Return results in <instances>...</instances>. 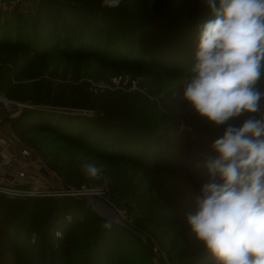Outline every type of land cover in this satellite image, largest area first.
<instances>
[{"label": "trees", "instance_id": "obj_1", "mask_svg": "<svg viewBox=\"0 0 264 264\" xmlns=\"http://www.w3.org/2000/svg\"><path fill=\"white\" fill-rule=\"evenodd\" d=\"M208 12L205 0H121L115 9L102 7V0H40L30 24L43 43L55 45L57 35L74 42L48 55L38 42L24 40L21 21L13 30L0 17V87L20 83L8 92L25 94L24 81L38 89L46 78L58 103L92 113L25 117L16 122L17 135L47 132L78 151L64 168L65 187L94 182L110 204L133 200L173 264H215L188 229L186 215L208 179L203 164L219 133L188 106L187 115H180L177 99L163 88L178 43L196 40ZM112 78L122 84L115 86ZM134 81L138 89L131 88ZM100 82L110 86H92ZM258 85L264 88V69ZM169 116L187 122L179 163L162 136L180 140L185 131L179 122L164 126ZM85 163L102 167L103 178L87 179ZM106 222L88 209L85 198L0 192V264H128L136 254L131 264L153 263L146 242L119 224L102 227ZM116 230L131 234L136 245L119 252L109 237Z\"/></svg>", "mask_w": 264, "mask_h": 264}, {"label": "clouds", "instance_id": "obj_2", "mask_svg": "<svg viewBox=\"0 0 264 264\" xmlns=\"http://www.w3.org/2000/svg\"><path fill=\"white\" fill-rule=\"evenodd\" d=\"M205 3L182 99L219 134L186 223L215 264H264V0ZM120 4L102 0L108 9ZM82 170L89 180L103 178L94 163Z\"/></svg>", "mask_w": 264, "mask_h": 264}, {"label": "rangeland", "instance_id": "obj_3", "mask_svg": "<svg viewBox=\"0 0 264 264\" xmlns=\"http://www.w3.org/2000/svg\"><path fill=\"white\" fill-rule=\"evenodd\" d=\"M40 4V0H27L21 3L15 4L11 9H7L5 12L0 13V17L5 15L10 23H12V29H16L17 23L22 22V26L19 27L25 35L26 40H34L38 42L45 49V54L55 53L61 47L68 46L72 48L74 42H65L61 39L59 35L55 36L56 39L55 45L44 44L42 39L36 33L34 27L30 24L33 19L36 10ZM12 30V32H13ZM185 42L178 43V50L176 51V56L174 61H172L171 68L168 70L167 75L163 80L164 93L170 94L173 98H176L178 101V110L181 114L187 115V104L182 99V89L185 76L187 75V69L191 66L194 58L196 40L192 38L184 39ZM183 40V41H184ZM43 51V50H42ZM56 63V60L52 61ZM141 81V80H139ZM111 83L115 86H120V78H112ZM126 83V80L123 84ZM20 83H15L12 81H7L2 84L0 91L5 93L6 97L12 101L10 107L5 111H1L0 116L2 117V130L0 131V144L3 148L0 149L1 155H9L15 151H18L20 148L26 147L31 151L33 160H36V165L33 169L27 171V177L23 180H18V189L35 191L38 195L33 196H51V197H63L71 196L76 198H85L88 203V194L84 192L75 191L77 188L70 186L65 187L64 185V168L76 160L79 152L71 148L66 147L63 141L57 140L52 134L47 132L37 134L32 132L25 136H18L16 133L17 121L23 118L30 116H40L42 113L50 112L55 113H66L76 116L91 117L92 113L87 111H80L68 108L65 105H62L54 99V89L50 88L46 78L43 79L41 87L36 89L34 84L30 81H24L23 85L25 89V94H20V92L10 95L9 90L13 88L14 85ZM93 87H109V84L106 83H93ZM132 89H138L139 85L137 81H134L132 84ZM56 115V114H55ZM179 122V130L185 131L180 140L173 139L168 136V134L163 135L162 137L167 140L168 144V154L176 163H179L183 151H186L184 148L185 141H187V122H181L176 117H164L163 123L164 126H173ZM5 147V148H4ZM5 149V152L3 151ZM194 155V154H192ZM186 163L189 164L192 161V157L186 156ZM2 184L9 186L13 185V180L9 177L1 179ZM90 190H100L102 189L101 185L94 184V182L84 183ZM2 193L4 190H0ZM112 206L117 210L118 214L129 223L131 226L143 231L146 234V240H143L138 236L132 229L128 228L132 233L140 237L147 244V250L150 254L152 264H162V255H165L168 259V255L163 245L159 242V237L157 234H154L152 230L148 229L149 225L146 222H143L141 219L144 217L143 209L138 207V205L133 203V200L130 198L127 200H122L118 202H112ZM144 219V218H143ZM111 240L113 243H118L120 245L119 252L124 253L126 249L124 245H130V247L136 245L135 243H130L131 234L121 230L114 231L110 234ZM158 248V253L154 252L153 247ZM143 249L140 246H137L135 252L141 253ZM137 254L133 255L131 258L127 259V263L131 264L137 260ZM153 259V260H152ZM170 260V259H169ZM146 261H149L148 259ZM173 264V262L170 260Z\"/></svg>", "mask_w": 264, "mask_h": 264}, {"label": "built area", "instance_id": "obj_4", "mask_svg": "<svg viewBox=\"0 0 264 264\" xmlns=\"http://www.w3.org/2000/svg\"><path fill=\"white\" fill-rule=\"evenodd\" d=\"M27 0H0V11H6L7 9H11L15 6V4L21 3ZM12 101L6 97L4 93L0 91V109L1 111H5L10 107ZM2 130V117L0 116V131ZM36 160H33L31 151L29 148L23 147L16 151L14 154L10 156H1L0 155V190H4L3 193L9 195H38L35 191L29 190H21L18 189V180H23L27 177V171L29 169H33L36 165ZM5 177H9L13 180V185L9 186L6 184H2L1 179ZM77 188L75 191L77 192H84L88 194V196L96 193L102 195V189L100 190H90L88 188L82 187ZM2 192V191H0ZM42 196V194H41ZM154 252H159L158 248L155 246L153 247ZM159 254V253H158ZM162 264H172L170 260L165 256L162 255Z\"/></svg>", "mask_w": 264, "mask_h": 264}, {"label": "water", "instance_id": "obj_5", "mask_svg": "<svg viewBox=\"0 0 264 264\" xmlns=\"http://www.w3.org/2000/svg\"><path fill=\"white\" fill-rule=\"evenodd\" d=\"M87 207L99 217L106 219L109 222L128 227L143 240H146V234L123 220V218L118 214L117 210L109 202H107L102 195L96 193L90 195L88 198Z\"/></svg>", "mask_w": 264, "mask_h": 264}, {"label": "crops", "instance_id": "obj_6", "mask_svg": "<svg viewBox=\"0 0 264 264\" xmlns=\"http://www.w3.org/2000/svg\"><path fill=\"white\" fill-rule=\"evenodd\" d=\"M1 148H3V146H1V144H0V149ZM5 148V147H4ZM3 151L5 152V149H3ZM16 152V151H15ZM15 152H13V153H11V154H9V155H7V156H10V155H12V154H14ZM0 155H1V153H0ZM1 156H4L5 157V155H1Z\"/></svg>", "mask_w": 264, "mask_h": 264}]
</instances>
